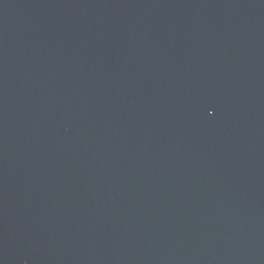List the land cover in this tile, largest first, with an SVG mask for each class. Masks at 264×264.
Segmentation results:
<instances>
[{
    "label": "water",
    "instance_id": "1",
    "mask_svg": "<svg viewBox=\"0 0 264 264\" xmlns=\"http://www.w3.org/2000/svg\"><path fill=\"white\" fill-rule=\"evenodd\" d=\"M0 264H264V0H0Z\"/></svg>",
    "mask_w": 264,
    "mask_h": 264
}]
</instances>
